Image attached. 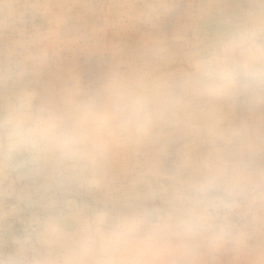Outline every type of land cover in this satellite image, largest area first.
<instances>
[{"label": "rangeland", "instance_id": "1", "mask_svg": "<svg viewBox=\"0 0 264 264\" xmlns=\"http://www.w3.org/2000/svg\"><path fill=\"white\" fill-rule=\"evenodd\" d=\"M0 264H264V0H0Z\"/></svg>", "mask_w": 264, "mask_h": 264}, {"label": "clouds", "instance_id": "2", "mask_svg": "<svg viewBox=\"0 0 264 264\" xmlns=\"http://www.w3.org/2000/svg\"><path fill=\"white\" fill-rule=\"evenodd\" d=\"M44 129H42L41 131H43ZM20 132H21V134H24V133H26L27 132V129L26 128H21L20 129Z\"/></svg>", "mask_w": 264, "mask_h": 264}]
</instances>
